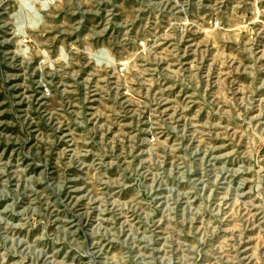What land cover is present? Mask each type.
Returning a JSON list of instances; mask_svg holds the SVG:
<instances>
[{
    "label": "rangeland",
    "instance_id": "1",
    "mask_svg": "<svg viewBox=\"0 0 264 264\" xmlns=\"http://www.w3.org/2000/svg\"><path fill=\"white\" fill-rule=\"evenodd\" d=\"M0 264H264V0H0Z\"/></svg>",
    "mask_w": 264,
    "mask_h": 264
}]
</instances>
